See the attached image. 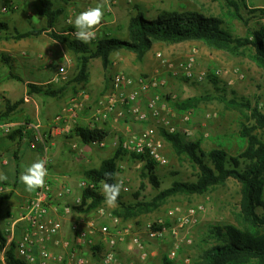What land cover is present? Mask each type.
Listing matches in <instances>:
<instances>
[{"label":"rangeland","instance_id":"obj_1","mask_svg":"<svg viewBox=\"0 0 264 264\" xmlns=\"http://www.w3.org/2000/svg\"><path fill=\"white\" fill-rule=\"evenodd\" d=\"M247 6V9L242 7L241 14L245 19H249L248 26L233 17L232 8L228 5L227 0H106V8L110 7L112 11L109 14L104 13L103 21L107 23L114 18L120 22L124 21L125 23L123 24L118 22V25H121L123 30H119L113 37L127 40V25L130 17L137 14V9L148 11L149 14H156L164 10L179 13L197 12L206 17H215L222 20L224 26L230 29L235 36L245 37L248 34V27L264 29V17L260 16L261 14L259 13H250L251 9H264V0H247ZM55 7L65 11L60 17V21H64L68 11L61 3H55ZM26 26L27 24L21 23L19 28L27 29ZM111 28L113 26L110 28L104 26L97 31V35L100 36L104 34V31H108ZM193 51L197 52V70L207 72L209 77L216 78L219 83L218 87L216 88L209 79H206L202 84H196L186 79L172 78L169 73L164 72L165 87L162 90L152 92L146 98L144 97L141 101V107H146L151 96L162 95L164 102L174 115L173 120L180 127V130L184 128V117H189L185 126L192 130L193 136L187 138L180 134L185 141L199 142L201 150L206 154L221 149L233 157L240 155L247 148V141L241 136L242 126L252 127L254 122L251 120V115L248 111L232 107L221 99H249L253 106L258 105L260 110L264 111V71L253 60V52L249 49L242 50L240 55H233L211 48L201 42L155 43L141 62L137 59H126L130 69L139 72L136 76L130 72L119 71L121 69L115 68L113 65L105 69L102 61L95 59L90 63L91 76L89 83L78 85L76 83L72 84L71 81L66 84L67 90L73 93L72 98L85 93L90 99L85 103L84 110L79 116L80 120L78 119L73 126L89 127L96 111L97 101L105 95L111 79L116 73L123 72L134 78L148 76L155 73L159 68L158 53H162L171 61H179L186 58ZM122 54H126L129 57L132 55L129 52H123ZM10 71L25 78L24 72L19 68L11 69L5 66L3 72L9 75ZM76 73L75 62L69 70L71 80ZM101 79L103 80V87L100 86ZM189 99H198L193 109L183 112L176 107L177 102ZM93 105H95V110L91 113ZM88 111L90 112L87 114ZM82 118H89L90 121L85 123L81 120ZM110 120L107 121L108 126H106L107 122L100 125V128L110 131V138L106 141V147L93 148L102 150V159L112 158L119 149L120 143L129 135L140 134L149 130L156 140L162 142V152L168 160L166 165L158 164L156 167V174L160 181V189L157 190L150 184L148 178L143 177V163L139 166L140 162L134 160L133 154L125 151L126 153H123L119 158L116 180L127 182L129 191H121L120 201L127 204H135L137 201L152 202L160 191L170 188L174 182L196 181L198 169L187 158H181L176 155L172 146L162 137L159 127L153 126L152 123H139L129 119L118 120L119 127H121L120 124L122 123L131 124L132 122L146 126L141 132L128 133L113 129L111 123H109ZM256 133L263 137L260 131H255ZM111 143L114 151L110 152ZM101 192L103 194V190ZM240 203L241 185L234 179H229L225 185L212 188L203 195L174 196L160 203L157 208L150 212L139 214L129 219H123L115 214L118 210V205L115 208H109L104 202L102 206L105 208L106 217L103 216L104 218L98 221V225L99 227L106 226L109 228L111 234L117 238V246L125 243L126 251L131 255L128 259L121 258L117 252V247L115 249L122 264H162L164 257H168L179 264H192V261L209 247V244L205 241L212 226L240 225ZM173 207L180 208L182 212H186L190 208H203L201 213H199L198 223L190 228L183 227L179 229L178 238L171 233V229L178 226V222L168 219V211ZM161 220L164 223L162 225L158 224ZM150 224L157 225V228H166L165 237H153L148 229ZM126 231H129L131 235L138 236L145 245L148 254L145 260L142 259L140 251L130 245L131 238L125 234ZM186 236L193 240L191 245L186 242ZM67 240L70 239L61 241L65 242ZM58 247L62 249V252L55 253L52 251L54 254H68L67 249L62 246ZM86 247L89 248L88 251L92 254L90 258L83 255V249ZM105 248L104 242L99 237L91 238L89 245L78 246L75 243L71 244V250H75L78 255L84 257L87 260V264L91 261L89 259H92L94 264H102ZM172 253H176L173 258ZM3 260H5L4 250L0 251V264H4Z\"/></svg>","mask_w":264,"mask_h":264},{"label":"trees","instance_id":"obj_2","mask_svg":"<svg viewBox=\"0 0 264 264\" xmlns=\"http://www.w3.org/2000/svg\"><path fill=\"white\" fill-rule=\"evenodd\" d=\"M232 8L233 17L248 26L249 19H245L241 10L248 8L247 0H227ZM128 22L127 40L112 36L97 37L89 44L76 38H70L63 33H56L54 28L62 12L53 10V5L47 0L41 1L40 15L46 19V27L33 28L27 32L14 31L13 40L19 41L31 37H39L49 31V36L63 44L74 56L77 73L69 80L70 83L87 84L90 80L89 66L95 59L102 61L103 67L108 69L111 64V54L117 51H128L135 54L141 62L155 43L179 44L184 42H201L216 50L240 55L242 50L253 52V60L264 71V29L249 28L245 37L235 36L224 26V22L215 17H206L197 12L179 13L176 11H159L149 14L148 11L137 9ZM251 14L259 13L264 17V9H251ZM5 27V25H0ZM6 28V27H5ZM18 80H21L17 78ZM210 82L217 88L216 78L208 76ZM67 83L59 89L52 84L47 86L28 84L29 95H41L47 98H57L67 91ZM224 103L246 110L254 122L252 127L243 125L241 136L247 141V148L240 155L233 157L226 151L218 149L206 154L201 150L199 142H187L180 134H168L161 130L164 140L169 143L177 156L187 158L197 169V179L194 182H174L173 185L155 197L152 202L137 201L127 204L118 198L116 215L129 219L150 212L160 203L174 196L203 195L212 188L223 186L229 179H234L241 185L240 225H214L209 231L206 243L209 247L192 264H264V111L259 106H253L249 99L231 100L222 98ZM198 99L177 102L176 107L181 111L194 108ZM23 103V99L15 103L7 102L6 111L0 114V119L8 117ZM260 131V134H255ZM21 132V130H20ZM72 132L86 144L93 146L107 141L110 131L103 128H89L76 125ZM15 135V131L12 133ZM126 153L121 146L112 158L103 161L99 169L86 172L85 180L95 184L94 190L87 189L82 193L83 206L76 210L89 213L101 207L105 200L102 194L101 181L106 174L118 172L120 156ZM136 162L143 163L142 175L148 178L150 184L157 190L160 181L156 174L158 163L146 153L132 155ZM109 183L116 182V176ZM8 195L0 197V213L2 204ZM5 233L1 231L0 223V251L5 249L6 264H27L16 254V242L7 246ZM162 264H179L164 257Z\"/></svg>","mask_w":264,"mask_h":264},{"label":"crops","instance_id":"obj_3","mask_svg":"<svg viewBox=\"0 0 264 264\" xmlns=\"http://www.w3.org/2000/svg\"><path fill=\"white\" fill-rule=\"evenodd\" d=\"M41 1L43 0H0V25L2 24L6 27L0 26V114L6 111L7 102L15 103L23 99V103L18 109L8 117L0 119V172L8 176V180L0 182V185H7L12 188V192L8 194L7 199L2 204L0 223L3 233L15 226L16 239L18 240L21 237L25 227V223L21 222L24 205L33 197L37 190L31 193L27 192L20 181V176L25 167L30 166L41 158V145L38 144L36 149H32L30 145L34 135L39 134L51 146L49 175L54 190L59 191L63 187L72 190L71 194L66 196L65 199L53 201L50 207L51 216L63 224V230L56 238V240L61 241L73 238L71 226L74 222L78 221L84 230L93 223L98 224V221L106 217L97 215L96 211L98 208L89 213L73 210L69 215H66L63 211L64 205H73L75 199L82 196L83 191L80 189L79 184L86 179V172L92 169H99L106 159H102V150H96L93 149L95 147L84 144L72 132L74 127L72 124L55 123V117L70 103L73 96L71 91L67 90L57 98L28 94V84L41 86L52 84L54 89H59L62 84L53 83L59 67L66 66L70 70L71 66L75 64V56L63 44L53 40L49 36V31L39 37H31L19 41L12 39L15 30L27 32L33 28L46 27V19L39 13ZM47 1L52 3L53 10L62 12L61 16L65 11L56 8L55 3H61L68 11L64 21H60L61 16H59L54 28L56 33H63L66 36L68 32L75 30L74 21L79 13L97 5H102L104 13L109 14L112 11L110 7L106 8V0ZM118 22L120 21L116 18L111 19L107 23L102 21L96 32L104 26L108 28L113 26V28L97 36L113 37L119 30H123L122 26L118 25ZM21 23L27 24V29L19 28ZM121 23L125 22L121 21L119 24ZM123 52L128 51L121 50L111 54L109 68L113 65L115 68H120L121 70L119 71L130 72L136 76L139 72L130 69L129 63L126 61L127 58L136 60L135 54L131 53L132 55L129 57L126 54H122ZM5 66L11 69L19 68L24 72L25 78L15 75L11 71L9 75L5 74L3 72ZM89 72L91 73L90 69ZM102 84L103 80L101 79V87H103ZM109 90L110 85L106 93ZM95 105L91 107V113L95 110ZM81 120L85 123L90 121L89 118H82ZM109 123H111L113 129L128 133L141 132L146 127L133 122L131 124L122 123L120 124L121 127H119L114 118ZM8 124H13L18 128L15 130V135L4 134L3 127ZM106 124V126L109 125L108 122ZM100 125L102 124L97 125V127L100 128ZM89 128L92 129V123ZM111 151H114L112 143L110 144ZM8 235L10 236V234ZM129 243H131V239ZM48 246L55 253L62 252V249L55 242H50ZM88 249V247L83 249V255L90 258L92 254ZM126 250L125 243L117 246V252L121 258L128 259L131 256ZM89 261L88 264H94L92 259H89Z\"/></svg>","mask_w":264,"mask_h":264},{"label":"built area","instance_id":"obj_4","mask_svg":"<svg viewBox=\"0 0 264 264\" xmlns=\"http://www.w3.org/2000/svg\"><path fill=\"white\" fill-rule=\"evenodd\" d=\"M74 32L75 30L68 32L67 36L75 38L73 35ZM196 55L197 52L193 51L182 60L171 61L162 53H158L157 60L159 68L151 75L134 78L123 72L116 73L111 79L110 90L97 103L92 128H96L97 125L107 122L112 118L116 121L129 119L139 123H152L153 126L159 127L168 134H182L187 138H191L193 132L189 127L185 126L187 125L189 117H184V128L180 130V127L173 120L174 115L164 102L162 95L151 96L145 108L141 107V101L144 97L150 96L152 92L162 90L165 87L166 80L163 77L164 72L169 73L175 79H186L196 84L204 83L208 77V73L197 70ZM69 80L68 67H59L53 83L65 84ZM88 101L89 96L85 93L73 97L70 103L55 117V123L76 124L81 112L84 110L85 103ZM16 129L18 128L15 125L8 124L3 127V132L6 135H11ZM38 144L41 145L40 159L46 161L45 166L48 169L46 186L43 189H37L33 197L24 205L21 222L25 223V227L21 237L18 240L16 239L15 226L4 231L7 246L16 242L17 257L27 264H87V260L84 257L78 255L75 250H71V244L75 243L78 246L89 245L91 238L99 237L106 247L103 252L102 264H122L115 250L117 247V238L111 234L109 228L106 226L99 227L98 224L93 223L83 230L80 223L76 221L71 226L73 238L65 242L56 240L57 236L63 230V224L51 216V203L65 199L66 196L71 194L72 190L67 187H63L59 191L54 190L49 175L51 146L44 137L35 134L30 144L31 148L36 149ZM119 146L129 154L144 155L147 153L151 159L160 165H166L168 163L167 158L162 152V142L156 140L149 130L140 134L129 135ZM93 147L105 148L106 141L95 144ZM140 165H142L141 162L139 163ZM123 184L127 189L125 192H128V183L123 181ZM79 187L82 191L87 189L94 190L96 188L94 183L87 180L81 181ZM11 192V187L0 185V197L8 195ZM82 206L83 198L80 196L75 199L73 205H64L63 211L66 215H69L73 210ZM100 209H103V213L99 211ZM202 210V207H197L182 212L178 207L171 208L168 211V219L178 222V226L171 229L172 235L178 238L179 229L195 226L198 223L199 213ZM96 213L99 217L105 216V208H98ZM158 224L162 225L164 223L161 220ZM156 226L155 224L148 225L151 235L157 238L165 237L167 229L157 228ZM125 234L130 236L132 246L140 251L142 259L145 260L148 254L141 239L136 235H131L129 231H126ZM185 239H187L186 242L188 244L191 245L193 243L191 238L186 236ZM50 242H55L56 245L67 249L68 254H54L48 246ZM43 253H47V255H43ZM175 255L176 253H172V258ZM3 263L6 264L5 260H3Z\"/></svg>","mask_w":264,"mask_h":264},{"label":"clouds","instance_id":"obj_5","mask_svg":"<svg viewBox=\"0 0 264 264\" xmlns=\"http://www.w3.org/2000/svg\"><path fill=\"white\" fill-rule=\"evenodd\" d=\"M103 19L104 11L102 5H97L96 7L79 13L74 21L75 32L73 35L77 40L85 44L91 43L96 39V29L102 23ZM45 164L46 161L40 159L33 162L30 166L25 167L20 176V181L25 186L27 192L31 193L37 189L45 188L46 177L48 176V169ZM116 175L118 174L108 173L106 174V179L101 181L104 200L109 208L117 207L121 191H127L122 180L117 179L115 183L108 182V180H111ZM7 180V174L0 172V182ZM99 211L103 213V209ZM43 255H47V253H43Z\"/></svg>","mask_w":264,"mask_h":264}]
</instances>
